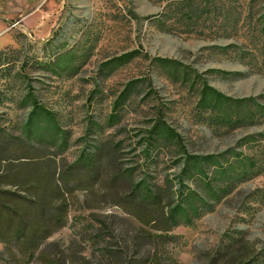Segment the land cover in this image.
Instances as JSON below:
<instances>
[{"label":"rangeland","instance_id":"374dc122","mask_svg":"<svg viewBox=\"0 0 264 264\" xmlns=\"http://www.w3.org/2000/svg\"><path fill=\"white\" fill-rule=\"evenodd\" d=\"M0 207V264H264V0H0Z\"/></svg>","mask_w":264,"mask_h":264},{"label":"trees","instance_id":"16d2710c","mask_svg":"<svg viewBox=\"0 0 264 264\" xmlns=\"http://www.w3.org/2000/svg\"><path fill=\"white\" fill-rule=\"evenodd\" d=\"M64 184H66L67 182H65V179H60ZM62 199L64 202L58 203L55 206L56 212L55 214H50L47 217H43L42 219L45 222H48L50 225H53V228L50 230L49 234L47 236H49L52 232L56 231L57 229L61 228L64 225V221H65V216L68 212V204L65 203L66 200V195H67V190H64L62 192ZM148 199V198H147ZM146 199V200H147ZM145 200V201H146ZM147 201H150L151 203H156L157 199L156 198H149ZM3 213H8L7 211H4V209H2L0 207V214ZM153 229L155 230H159V231H169L172 229V225L170 222H163V224H161L160 226H156ZM24 230L23 226H20L19 230L17 233H21ZM153 236L156 237H162V233L160 234H154Z\"/></svg>","mask_w":264,"mask_h":264}]
</instances>
